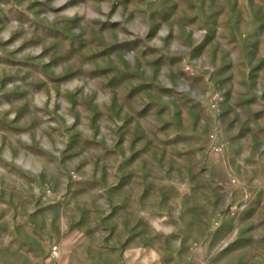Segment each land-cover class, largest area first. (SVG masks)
<instances>
[{
	"label": "rangeland",
	"instance_id": "rangeland-1",
	"mask_svg": "<svg viewBox=\"0 0 264 264\" xmlns=\"http://www.w3.org/2000/svg\"><path fill=\"white\" fill-rule=\"evenodd\" d=\"M173 4L0 0V264H68L46 230L54 219L76 226L83 191L108 183L109 144L132 131L148 148L150 207L143 244L134 235L123 263L264 264V0H244L236 26L228 3L232 66L214 71L212 100L198 99L181 142L170 117L178 80L193 71L198 96L208 85L204 69L177 67L178 22L159 19L172 20ZM195 34L194 44L203 38ZM140 109L143 123L124 127L126 110ZM174 143L195 153L174 158ZM189 160L197 196L182 213L175 179ZM152 190L163 195L158 205Z\"/></svg>",
	"mask_w": 264,
	"mask_h": 264
},
{
	"label": "crops",
	"instance_id": "crops-1",
	"mask_svg": "<svg viewBox=\"0 0 264 264\" xmlns=\"http://www.w3.org/2000/svg\"><path fill=\"white\" fill-rule=\"evenodd\" d=\"M173 1L174 16L172 20L167 12H163L159 19L165 23L178 22V24H173V36L179 46L178 51L174 52L179 62L177 67L191 69L192 66V69L193 67L204 69L208 85L205 95L198 96L195 88H192L195 82L193 71L184 73L185 77L178 80V84L184 87L178 90V94H173L172 99L175 103L170 117L174 132L173 141L181 142V138L188 140L191 138L190 133L189 136L186 134L181 136V127L190 128L192 125H196L195 105L198 99L211 101L214 89L209 85L216 86L218 84V80L214 79V77L217 78L218 70H225L232 66L229 64L228 57L230 51V47H228L230 37L228 3L230 2L232 6L236 5V8H233L236 12L234 14L236 18L234 26H236L239 21L242 22L244 19V14L240 13L239 15L238 13L239 5L240 9H243L244 0H195L190 7L184 0ZM178 4L179 6L176 7ZM203 30L204 32H202ZM169 33L168 31L167 34ZM198 33L203 38L194 44L192 36L193 34L199 36ZM235 35L236 33L231 36ZM194 58L201 59L198 65L192 64L193 61L195 62ZM181 62L185 64L181 66ZM214 71H216V76ZM143 110H130L129 114L126 110V116L130 119L125 120L124 127L132 126L133 129V127L141 125L142 117L145 116ZM203 131L205 134L206 129L204 128ZM128 135L129 141H114L109 144V148L114 150L112 152L114 168L110 170L108 183L83 191L82 204L81 201H78L76 226L66 224L64 219L59 221L54 219L55 227L52 226L48 231L46 230V235H50L61 246L62 259L68 264H125L124 261L132 260L134 235L136 236L134 244H143L142 230L148 229L150 207L149 174L146 171L148 148L146 149L142 139H136L134 131ZM173 145L174 158L177 155L180 157L182 154L183 157L192 156V151L195 153V149L192 151L186 149L180 153L181 148L177 152V143ZM186 162L187 160H185ZM188 165V174L185 173L183 177L175 179L177 202L182 213L193 211L192 201L197 196L195 169H193L190 160ZM99 181L105 182L100 178ZM151 193L154 198L153 204L158 205V196L163 195L157 194L154 190ZM162 203L164 204V201ZM190 227L194 228V225L188 224V228ZM134 230L137 231L136 234H134ZM193 243L192 238L189 237L183 242V245L191 248ZM138 259L141 261L144 260V257L140 254Z\"/></svg>",
	"mask_w": 264,
	"mask_h": 264
},
{
	"label": "built area",
	"instance_id": "built-area-1",
	"mask_svg": "<svg viewBox=\"0 0 264 264\" xmlns=\"http://www.w3.org/2000/svg\"><path fill=\"white\" fill-rule=\"evenodd\" d=\"M51 251H52L53 256H56L57 253H58V248H57V246H56V245H53V246L51 247Z\"/></svg>",
	"mask_w": 264,
	"mask_h": 264
}]
</instances>
